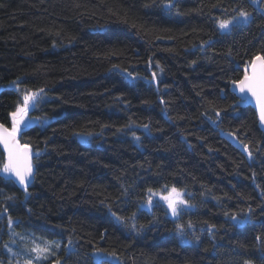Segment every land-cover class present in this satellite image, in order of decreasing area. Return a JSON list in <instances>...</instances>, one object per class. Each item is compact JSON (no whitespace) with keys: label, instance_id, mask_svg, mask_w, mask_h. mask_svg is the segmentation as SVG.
Segmentation results:
<instances>
[{"label":"trees","instance_id":"16d2710c","mask_svg":"<svg viewBox=\"0 0 264 264\" xmlns=\"http://www.w3.org/2000/svg\"><path fill=\"white\" fill-rule=\"evenodd\" d=\"M168 2L0 0V122L25 89H44L31 117L46 118L20 134L40 152L27 192L0 174L2 264L44 241L61 264H264V129L232 90L264 55V0ZM241 9L247 21L218 28ZM165 186L195 207L147 209Z\"/></svg>","mask_w":264,"mask_h":264},{"label":"snow or ice","instance_id":"6c2138e0","mask_svg":"<svg viewBox=\"0 0 264 264\" xmlns=\"http://www.w3.org/2000/svg\"><path fill=\"white\" fill-rule=\"evenodd\" d=\"M165 8H171L173 5L170 0L168 3H164ZM251 14L243 9H241L236 16H233L231 19H217V26L222 31H227L230 29V26L234 25L239 21H247ZM195 63V61H193ZM159 66V65H157ZM163 71V69H161ZM131 75V74H129ZM153 80L156 79V73L152 75ZM15 84V82H13ZM234 89L238 90L240 93V103H248L251 99L255 100L256 106L259 110V119L262 124H264V55L257 53L254 55L250 61H248L244 67L243 77L240 79L232 80ZM19 88V85H16ZM44 93V89L40 88L37 91H32L31 89H25L22 91V100L17 101L15 110L10 113L11 117V127H5V125L0 124V145H3L4 148V158L0 160V174H3L4 179L12 178L15 182H18L19 185L23 186L25 192H27L28 185L34 179V163L33 156L39 157L40 152L36 151L33 153L32 148L28 143L20 142V134L23 129L30 126L33 122L41 121V117H30L29 111L37 106V100L40 98L41 94ZM163 103V101H161ZM216 116H220V112L216 111ZM211 119V117H209ZM216 121H213L215 123ZM147 129V125L143 126ZM79 136H89L91 133H76ZM229 136L234 135L233 133H228ZM139 139V137H137ZM242 143V142H241ZM243 150L248 154V157L251 158L253 153L250 150L248 144H243ZM167 195H161L160 198L166 202L167 208L170 210L172 216L178 217L182 207H195L189 203L188 200L184 199V193L182 190H178L176 187H171L170 189L165 186ZM148 199L147 203L152 204V197L154 195H160L159 193H154L151 188L148 189ZM264 195V193H262ZM6 199L12 200V196H8ZM4 212H7V208L3 209ZM252 209L249 208V212ZM112 215L120 222L124 221V217L117 216L115 212H112ZM227 216L228 213L226 212ZM135 214H133L134 218ZM233 221L243 224L250 221L251 217L245 216L241 220H237V216L233 214L231 216ZM13 224L12 217H8V226L11 228ZM132 228H136V225L133 223ZM141 228L144 225H140ZM188 227H192L191 222H189ZM215 225H209V231H211ZM176 231L183 238L184 225L178 224L176 226ZM13 235H19L18 233H13ZM23 239V238H22ZM199 239V237H195ZM260 237H257L259 240ZM15 243V241H13ZM68 246H73V241L69 239ZM4 248L7 249L9 253H12L13 256L17 255L13 253L12 248L9 247L8 243L4 244ZM60 248V244L55 241H44L43 245H35L31 247L28 251L29 253H35V256H29L28 259L24 261V264H33L35 261L36 264H40L42 260H49L50 257L56 256V251ZM103 249H96L97 253L103 252ZM109 257L116 258V253L108 252ZM2 264V262H0ZM11 264V262H9ZM52 264H61V258L57 257Z\"/></svg>","mask_w":264,"mask_h":264},{"label":"rangeland","instance_id":"374dc122","mask_svg":"<svg viewBox=\"0 0 264 264\" xmlns=\"http://www.w3.org/2000/svg\"><path fill=\"white\" fill-rule=\"evenodd\" d=\"M0 90H1V89H0ZM44 100H45V95H44V93H42L41 96H40V98L37 100V106L29 111V116H30V117H31V113H32V112L38 107V104H40V103H41L42 101H44ZM39 122H40V121H38V122H36V123H39ZM80 139H82L83 141H86V140H87V137L81 136ZM169 189H170V188H169ZM178 190H179V189H178ZM153 192H154V193H159L160 195H154V196L152 197V204H151V205H149V204L147 203V201H146L145 207H146L147 209L150 210V209L152 208L153 205L160 203V204H163V205L167 208V204H166V202L163 201V200L160 198L161 195H167V191H166V189H164V190H160V191H153ZM183 193H184V197H183V198L186 199V200H188L186 192L183 191ZM148 195H149V194H148ZM188 208H189V207H182V208H181V211L184 210V209H188ZM167 210H168V212H169V215H170L172 218H177V217L172 216V214H171V212H170V210H169L168 208H167ZM181 211H180V212H181ZM57 243H60V242L57 241ZM59 250H60V248H59L58 250H55V251H56V256H55V257H50L49 260H42V261H40V264H45L46 262H48V261H52V260H54L55 258H57L58 254H59ZM20 254H21V256H23V257H26V256H27V255H25V254H22L21 252H20ZM96 256H97L98 258H105V256H104L103 254H101V253H97ZM33 264H35V262H33Z\"/></svg>","mask_w":264,"mask_h":264},{"label":"water","instance_id":"95a60500","mask_svg":"<svg viewBox=\"0 0 264 264\" xmlns=\"http://www.w3.org/2000/svg\"><path fill=\"white\" fill-rule=\"evenodd\" d=\"M232 90H233L234 93H236L238 96H240V93L238 92V90H235V89H234V85H233V87H232ZM247 105L253 106L254 109L256 110L257 114H258V117H259V110H258V108H257V106H256L255 100H254V99H251V100L247 103ZM0 124H2V123L0 122ZM33 124H35V122H33L30 126H32ZM3 125H4V124H3ZM260 125H261V127L264 129V124H262V123L260 122ZM30 126L24 128V129H27V128H29ZM5 127H7V126H5ZM24 129H23V130H24ZM230 139L233 140L232 138H230ZM236 145L239 146L238 143H236ZM1 146L3 147V145H1ZM3 150H4V148H3ZM32 151H33V150H32ZM35 174H36V171H35V167H34V177H35ZM33 180H34V179H33ZM33 180H32L31 183L28 185V187L32 184ZM16 183L18 184V186H19L20 188L24 189L23 186L19 185L18 182H16Z\"/></svg>","mask_w":264,"mask_h":264}]
</instances>
